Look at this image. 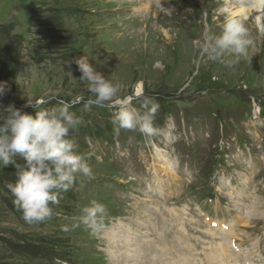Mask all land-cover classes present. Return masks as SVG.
Masks as SVG:
<instances>
[{"label":"rangeland","instance_id":"obj_1","mask_svg":"<svg viewBox=\"0 0 264 264\" xmlns=\"http://www.w3.org/2000/svg\"><path fill=\"white\" fill-rule=\"evenodd\" d=\"M224 3L157 0L150 7L147 0H0V82L7 85L0 113L11 104L34 114L28 103L57 94L64 100L87 97L75 63L82 55L106 78L124 84L121 97L134 95L141 83L161 106L154 121L159 134L146 137L123 129L117 133L114 109L84 111L77 104L72 111L82 123L71 136L94 177H79L59 205H52L54 216L42 223L23 220L7 188L16 179L15 167L0 169V264H111L104 250L107 238L99 234L118 219L130 223L143 219L144 210L164 206L176 208L169 216L170 236L164 238L172 240L175 255L176 235L182 238L186 244L177 251L194 264L200 251L208 252L225 237L228 225L241 223L242 214L254 215L244 227L233 228L240 233L236 245L250 253L251 264H264V22L260 33L251 10L243 17L253 31L250 63L242 60L229 69L209 62L199 56L197 41L205 32H219L228 13L221 11ZM191 8L198 9L200 25L187 19ZM181 28L192 37L186 38ZM155 146L178 164L177 179L164 193L151 175ZM92 201L108 208L103 231L91 235L83 226L63 231V225L78 222L81 209ZM164 217L156 215L148 224L151 235H163ZM148 234L146 239L153 241Z\"/></svg>","mask_w":264,"mask_h":264},{"label":"clouds","instance_id":"obj_2","mask_svg":"<svg viewBox=\"0 0 264 264\" xmlns=\"http://www.w3.org/2000/svg\"><path fill=\"white\" fill-rule=\"evenodd\" d=\"M251 33L238 15L224 14L219 32H205L197 41L198 54L212 63L232 69L242 60L250 63L253 47ZM80 80L87 85L89 95H78L64 100L57 95L28 103L34 114L9 104L0 113V169L15 167L16 179L7 185L13 196V204L22 213L28 224L42 223L54 216L52 205H59L63 193L73 189L78 178L91 179L94 171L88 159L77 149V140L71 136L82 123V117L72 109L83 104L84 111L93 107L115 110L114 130L139 132L146 137H155L159 129L154 121L160 104L154 96L142 89L134 95L120 96L124 84L110 76L105 77L82 55L75 60ZM6 83L0 82V96L6 91ZM119 97V98H118ZM55 100L56 104L51 107ZM20 157L23 163H17ZM108 208L92 201L81 209L78 222L65 224V232L80 228L91 235L105 228Z\"/></svg>","mask_w":264,"mask_h":264},{"label":"bare ground","instance_id":"obj_3","mask_svg":"<svg viewBox=\"0 0 264 264\" xmlns=\"http://www.w3.org/2000/svg\"><path fill=\"white\" fill-rule=\"evenodd\" d=\"M225 2H226L224 3L225 10H221V11H227L229 14L238 15L243 19V17L246 16L248 12L251 10L252 17L256 22V26L259 28L258 30L263 29L262 23L264 22V0H240L239 4L237 5L231 4V1L228 0H225ZM150 4H151L150 0H147V5L150 6ZM191 10L192 12L186 14L187 19H189L191 22L197 21L200 25L202 23V19L198 9H195L197 11L196 13L198 19H196V15H193V13L195 14V10L193 8H191ZM206 15L208 16L207 12ZM218 15L223 16V12H219ZM200 19L201 21H199ZM204 20L207 23V27L208 25L210 27L211 23L208 21L209 18L206 17L204 18ZM181 22L185 23L186 21L183 19ZM185 24H184V28L186 30ZM182 30L184 32V35L187 36L186 38H189L190 36L192 37L189 31L188 33H186L184 29ZM249 30L250 32H253L252 29ZM260 31L259 32L262 33V30ZM141 89H142V85L141 83H138L136 85V91ZM168 137H169V132L167 134V138ZM167 153L168 152L162 147L155 146V148L153 149L150 155V158L152 159V162L150 164V169L153 174V182L161 190H164L166 184H168L169 179H167V177L176 176L175 173L176 163L174 162V160L168 157ZM259 204L260 203H256V201L254 200L255 207H257ZM167 210L174 211V209L172 208H167ZM140 213L141 212L139 211V214ZM143 216H144L143 219H141L140 216H139L140 219L138 218V220L131 219L130 223L129 222L125 223L124 220L122 221L118 219L115 225L111 224L109 227H106V229L107 228L108 229L107 230L105 229L106 231H104L105 236L104 234L102 236V233L99 234V237L104 239L107 238V241L104 242L106 243V245L104 244L105 245L104 250L111 264H117L118 262L120 264H192L185 254L177 253V257L174 258V255L172 254L173 247L172 245H170L169 238H164L165 236L164 234L161 235V233H157L151 235L148 224H152V223L154 224V222L156 221V219L154 218L156 216L154 215V212L147 213V211L144 210ZM253 217L254 215L252 214H248L247 216H244V214H242L239 217V220H241L239 226L244 227V225L250 222ZM131 223H133L132 225L135 229L131 227ZM216 223L219 226L222 224L220 221L219 222L216 221ZM131 231L134 232L133 235ZM227 231L231 232L232 236L234 235L232 231V226H229V229ZM146 233H149L148 234L149 238H153L154 240L156 238L157 239L164 238V240H162L160 243H157L154 240L153 242L151 239L147 240L145 237ZM238 235L240 236V233ZM239 236H238V240L241 241ZM178 242H179L178 246L181 247L183 245V242H181L180 239H178ZM205 257L207 259L208 264H251L252 263V260L250 258V253H248L243 248L241 249L239 248L237 251L230 250V243L229 240H227V238H224L223 242L215 245L210 254L205 253Z\"/></svg>","mask_w":264,"mask_h":264}]
</instances>
